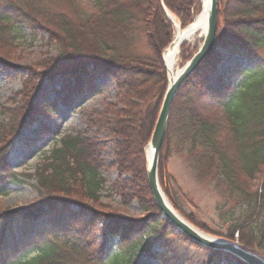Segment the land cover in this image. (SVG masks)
Instances as JSON below:
<instances>
[{
	"label": "trees",
	"instance_id": "trees-1",
	"mask_svg": "<svg viewBox=\"0 0 264 264\" xmlns=\"http://www.w3.org/2000/svg\"><path fill=\"white\" fill-rule=\"evenodd\" d=\"M82 1L0 0L1 45L17 43L24 28L36 36L44 32L55 48V57L39 67L47 69L46 80L61 81L56 100L63 96L68 104L96 93L100 76L111 80L119 96L105 110L86 114L85 130L60 138L33 176L14 172L5 154L9 148L0 149L5 154L0 156V195L7 185L34 177L40 199L29 209L0 211V264H138L141 257L157 264H244L176 234L148 183L145 148L168 87L163 55L175 36L161 1L94 0L86 7ZM195 1L164 4L186 28L193 22ZM219 4L216 49L178 92L159 177L165 186L163 163L181 156L195 179L209 184L224 202L217 213L225 239L264 257V0ZM186 48L187 43L181 47ZM224 53H230L224 63L229 75L241 78V84H230L219 70ZM43 106L53 111L52 104ZM14 117L15 112L0 114V145L11 142L5 140L8 132H17L6 123ZM33 117L28 113L19 129L34 125ZM102 128L118 140L113 165L103 162L104 146L92 135ZM115 169L120 176L109 183L103 172ZM258 177L262 186L254 191L251 183ZM164 192L181 211L167 187ZM112 197L123 207L136 202L145 217L120 215L105 204ZM15 237L32 243L27 252L36 255L29 259L26 250L14 249Z\"/></svg>",
	"mask_w": 264,
	"mask_h": 264
},
{
	"label": "rangeland",
	"instance_id": "rangeland-1",
	"mask_svg": "<svg viewBox=\"0 0 264 264\" xmlns=\"http://www.w3.org/2000/svg\"><path fill=\"white\" fill-rule=\"evenodd\" d=\"M93 1L83 0L80 6L86 7ZM201 9V0H198L195 12L192 13V16H195L193 21L198 17ZM176 19L181 24L177 17ZM18 33L19 39L17 43H9L10 45L0 44V114L4 111L15 112L14 120L6 123H9L12 128L18 127L14 135L7 133L5 140L7 141L10 138L12 140L8 145H0V149L9 148L5 154L14 172L33 176L38 164L58 144L60 138L70 135L74 131L85 130V115L93 111L105 110L106 105L115 104L119 96L111 80L108 77L100 76L95 82L97 86L96 93L79 97V99L68 104H65L61 99L63 96L56 100V92L61 90V81L59 79L46 80L47 69L39 67L42 62L55 57V48L48 44V37L44 32L42 35L36 36L21 28ZM202 43L203 38L199 37L195 41L187 42V48L185 50L181 49L178 57L177 70L187 64L188 60L198 52ZM229 58L230 53H224L222 57L224 61L220 64L219 70L225 73L230 84L234 82L236 86L241 84L243 80L241 78L238 79L233 74L229 75V66L224 64ZM235 77L237 78L235 79ZM47 103L52 104L51 108L53 111L51 113L46 111L43 106ZM28 113L30 116H34V125L19 129V126L22 127L25 124L24 121L28 117ZM212 114V116L210 115L211 122L216 117V113ZM1 119H4V115ZM92 135L97 137L102 146H104L103 162L109 165L115 164L118 140L104 128L101 130L93 129ZM147 146L145 148V157H147ZM5 154H0V156L4 157ZM166 160L163 163L165 186H163L162 182L161 186L163 192L164 187H167L175 204L181 209V211L178 210L164 192L175 211L191 225L194 226V221L201 226L203 225L205 228L195 226L204 234L227 241L224 237L226 228L217 213L218 206H222L224 203L218 194L213 191L209 184H202L195 179L181 156L172 155ZM145 161L147 168V160ZM103 174L109 183L115 182L120 176L116 169L104 170ZM262 182V178L258 177L256 181L251 183V189L254 191L259 190ZM37 187L34 177H28L21 185H7L6 190L0 195V211L8 209L18 211L37 206L40 202ZM106 203L112 206L120 215L127 218H144L146 214L136 202L128 205V207H123L117 197H112L106 198ZM103 227L104 223L100 224L98 229L103 230ZM100 230L96 231L97 237L101 234ZM16 241L19 244H16ZM230 242L238 244V242ZM11 244L14 249L16 246L21 253L26 250L29 259L36 255L34 252H27L31 249L32 243L31 245L23 243L20 238L15 237ZM170 245L173 247L176 243L170 241ZM156 248L159 251H163L159 244H157ZM261 254L264 255V249ZM137 260L138 264H157L153 259L147 260L141 257V259Z\"/></svg>",
	"mask_w": 264,
	"mask_h": 264
},
{
	"label": "water",
	"instance_id": "water-1",
	"mask_svg": "<svg viewBox=\"0 0 264 264\" xmlns=\"http://www.w3.org/2000/svg\"><path fill=\"white\" fill-rule=\"evenodd\" d=\"M161 1V7H163L166 15L174 24V17L170 14L167 7H165L164 0ZM209 9L207 11V31L204 35L202 45L199 47L198 52L190 59L187 65L181 70V73L177 78L172 79L170 72H168V83L169 86L166 91L165 98L162 103V108L158 115V120L155 125V130L151 136V141L147 146L146 160H147V178L152 194L154 196L155 204L163 215L164 219L176 229L178 234L185 236L193 244H197L203 248H208L212 251L223 252L234 256L244 264H264V258L249 253L244 250L240 245L234 244L230 241H225L219 238H214L211 235L204 234L197 227H194L187 222L180 214H178L173 206L169 203L165 193H163L161 182H159V162L160 156L163 151V145L166 141V136L169 130V123L171 119V112L174 107V101L178 97V92L184 86L185 82L196 74L200 66L205 62L209 55L216 49L217 46V34L219 30V0H209ZM192 27L189 25L187 29ZM174 41L167 48L172 49ZM164 61V59H163ZM165 62V61H164ZM166 64V62H165ZM167 68V65H166ZM151 150L152 156L149 159L148 152Z\"/></svg>",
	"mask_w": 264,
	"mask_h": 264
},
{
	"label": "bare ground",
	"instance_id": "bare-ground-1",
	"mask_svg": "<svg viewBox=\"0 0 264 264\" xmlns=\"http://www.w3.org/2000/svg\"><path fill=\"white\" fill-rule=\"evenodd\" d=\"M202 10L199 13L198 17L194 21L192 27L186 30V28H182L180 23L176 21L175 23V36H174V46L172 49L166 50L164 61L167 65V70L170 72L172 79L177 78V76L181 73L183 69H176L178 63V57L181 53V47L186 42L195 41L197 37L203 38L207 31V11L210 7L209 0H201ZM149 150V149H148ZM149 159L152 156L151 150L148 152Z\"/></svg>",
	"mask_w": 264,
	"mask_h": 264
}]
</instances>
